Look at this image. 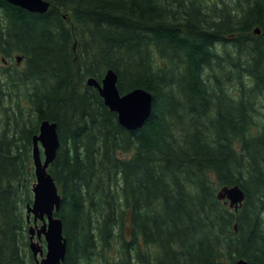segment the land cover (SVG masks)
Returning a JSON list of instances; mask_svg holds the SVG:
<instances>
[{"label": "trees", "instance_id": "1", "mask_svg": "<svg viewBox=\"0 0 264 264\" xmlns=\"http://www.w3.org/2000/svg\"><path fill=\"white\" fill-rule=\"evenodd\" d=\"M45 1L36 14L0 0V264H36L44 120L60 139L63 264H264V0ZM108 70L121 95L151 94L141 129L87 86ZM225 186L245 193L237 212Z\"/></svg>", "mask_w": 264, "mask_h": 264}, {"label": "water", "instance_id": "2", "mask_svg": "<svg viewBox=\"0 0 264 264\" xmlns=\"http://www.w3.org/2000/svg\"><path fill=\"white\" fill-rule=\"evenodd\" d=\"M30 13L44 14L50 4L45 0H4ZM259 34V30H256ZM22 58L17 57L18 64ZM87 86L98 90L105 105L117 114L120 125L128 131L141 129L152 112V96L142 89H135L121 95L118 90V75L108 70L101 82L95 78L87 79ZM60 148L58 125L47 120L41 122L39 133L33 138V165L35 182L32 187L33 203L27 206V223L29 226V249L36 264H63L67 254V241L63 235V223L56 216L60 210L62 197L58 186L49 173ZM43 156H42V150ZM236 212L245 201V193L239 186L223 187L217 194ZM32 219V220H31ZM38 222L42 225L38 226ZM45 242L46 250L41 242ZM237 264H248L241 259Z\"/></svg>", "mask_w": 264, "mask_h": 264}, {"label": "rangeland", "instance_id": "3", "mask_svg": "<svg viewBox=\"0 0 264 264\" xmlns=\"http://www.w3.org/2000/svg\"><path fill=\"white\" fill-rule=\"evenodd\" d=\"M225 1H228V3H229V2H231L232 0H225ZM8 61L10 62V64H8V65L5 64V66L15 65V59H14V58H13V59H9ZM24 64H25V62H23V59L21 60V63H20V64L17 63V65L20 66V68H23V67H24ZM263 105H264V104H263ZM261 113L263 114L261 117L263 118V121H264V108L261 109ZM41 150H42V149H41ZM42 156H43V150H42ZM226 205H227V204H226ZM25 213H26V212H25ZM30 225H33V222H31ZM30 225L28 224V230H29V226H30ZM41 225H42V223H41V222H38V226H41ZM28 235H29V232H28ZM41 245L43 246V249L46 250V244H45L44 240H43V242L41 243ZM111 253H112V254H115V251L113 250Z\"/></svg>", "mask_w": 264, "mask_h": 264}, {"label": "flooded vegetation", "instance_id": "4", "mask_svg": "<svg viewBox=\"0 0 264 264\" xmlns=\"http://www.w3.org/2000/svg\"><path fill=\"white\" fill-rule=\"evenodd\" d=\"M42 243V242H41Z\"/></svg>", "mask_w": 264, "mask_h": 264}]
</instances>
